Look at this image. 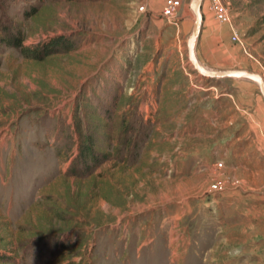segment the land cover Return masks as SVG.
<instances>
[{
  "label": "rangeland",
  "instance_id": "374dc122",
  "mask_svg": "<svg viewBox=\"0 0 264 264\" xmlns=\"http://www.w3.org/2000/svg\"><path fill=\"white\" fill-rule=\"evenodd\" d=\"M178 1L155 22L140 0H0V254L12 264H264V158L222 161L236 138L237 155L257 148L245 131L264 98L252 80L194 70L192 0ZM220 1L227 22L202 2L216 38L199 39L198 60L264 79V0ZM16 30L25 46L64 34L73 48L27 58L1 39ZM84 134L107 154L88 171ZM227 192L255 208L222 219Z\"/></svg>",
  "mask_w": 264,
  "mask_h": 264
},
{
  "label": "crops",
  "instance_id": "0c3cea01",
  "mask_svg": "<svg viewBox=\"0 0 264 264\" xmlns=\"http://www.w3.org/2000/svg\"><path fill=\"white\" fill-rule=\"evenodd\" d=\"M141 4L143 6V8H146L150 14H149V19L151 21H155L158 22L159 20L164 19L165 17H163L162 15V8L164 5V1L165 0H140ZM181 5H183V3L185 2V0H180ZM203 24H202V29L200 31L199 37L197 39L196 45L199 42V39L204 38V39H213L216 38V36L212 33V31L209 29V23H211V11L210 10H206L205 12L203 11ZM186 16V15H185ZM186 20V21H185ZM188 20V16L184 17V21L185 23ZM246 134L251 135V137L253 138L252 140H256L257 143V148L254 147H250V143L251 140H249L248 138H246L245 140L248 139V142L245 144V148L241 151L242 153H239V155L236 154V140H241L240 138H236L235 140L231 141L227 146H226V154L225 156L222 155L223 160L222 161H227V163H225V166H229V167H238V166H254V162L256 161V159L259 161V158H257V156L253 153L255 150H257L259 152L260 155L264 158V143H261V139L263 140L264 138H262V134L264 135V102H260V100L258 101V107L256 110H254V114H253V120H252V124H247L246 126ZM247 135V136H248ZM249 137V136H248ZM216 144V143H215ZM233 155L231 158H228L227 153L228 154H232ZM237 157L239 158V161H243L244 159L246 160V164L243 165L241 162H238V165H235V162ZM205 163V161H204ZM203 163V164H204ZM224 163V162H223ZM237 164V162H236ZM262 167H264V164L261 165ZM253 194H247V195H242L238 192H227L224 193L222 195V199L223 201L221 202L220 205V216L221 218L225 219V217L227 215H229L231 218L235 217L234 213H232L235 210V214H237V206H241L242 209L244 211H246L245 213H248L249 210H253V208H255V202L254 200ZM252 200L254 203L250 208L247 207H243V203H241L239 200ZM246 204H248L246 202ZM242 213V212H241ZM235 220L237 219L234 218ZM236 222L232 223L235 224ZM231 225V224H230ZM228 226V224L226 225ZM222 238V236H221Z\"/></svg>",
  "mask_w": 264,
  "mask_h": 264
},
{
  "label": "trees",
  "instance_id": "16d2710c",
  "mask_svg": "<svg viewBox=\"0 0 264 264\" xmlns=\"http://www.w3.org/2000/svg\"><path fill=\"white\" fill-rule=\"evenodd\" d=\"M1 39H3L2 41L9 47L19 49L21 54L25 57L32 58L37 61H42L51 55L67 52L73 48V41L69 36L64 34L54 35L34 47L25 46L23 44L24 38L20 30H16L15 32H6L5 36ZM97 145V136H94L93 134H84L82 136L77 160L78 163L82 165L83 171H88L92 165L100 164L102 160L106 158L107 154L99 150ZM69 200H71V198ZM58 217L62 218V215L58 214ZM12 262L13 256L0 254V263L12 264Z\"/></svg>",
  "mask_w": 264,
  "mask_h": 264
},
{
  "label": "water",
  "instance_id": "95a60500",
  "mask_svg": "<svg viewBox=\"0 0 264 264\" xmlns=\"http://www.w3.org/2000/svg\"><path fill=\"white\" fill-rule=\"evenodd\" d=\"M203 0H192V12L195 16L192 30L187 37V56L188 59L196 72L201 76L206 78H225V77H234V78H245L254 81L261 95L264 98V80L262 76L258 73L250 72L243 69H211L205 67L200 63L196 57L195 48L196 42L201 31L202 15L200 12L201 4Z\"/></svg>",
  "mask_w": 264,
  "mask_h": 264
},
{
  "label": "built area",
  "instance_id": "2783aa9c",
  "mask_svg": "<svg viewBox=\"0 0 264 264\" xmlns=\"http://www.w3.org/2000/svg\"><path fill=\"white\" fill-rule=\"evenodd\" d=\"M178 6H179L178 0H165L163 8H162L163 17H165L166 19L172 18L174 14L176 13ZM210 8L213 12L215 19H217L220 22L228 21L229 18L227 15L226 7L223 5V3H221L220 0H212V2L210 3ZM140 9H143V6H140ZM232 38L235 40H238V37L235 31L232 35ZM211 190L215 192H219L221 190V186L214 184L212 185Z\"/></svg>",
  "mask_w": 264,
  "mask_h": 264
},
{
  "label": "bare ground",
  "instance_id": "6f19581e",
  "mask_svg": "<svg viewBox=\"0 0 264 264\" xmlns=\"http://www.w3.org/2000/svg\"><path fill=\"white\" fill-rule=\"evenodd\" d=\"M203 2V1H202ZM201 6H202V4H201ZM200 12H201V15H202V22H203V13H202V10H201V8H200ZM201 27H202V23H201ZM195 53H196V48H195ZM196 57H197V55H196ZM206 67V66H205ZM264 80V79H263Z\"/></svg>",
  "mask_w": 264,
  "mask_h": 264
}]
</instances>
